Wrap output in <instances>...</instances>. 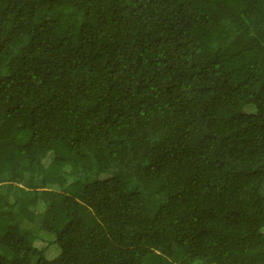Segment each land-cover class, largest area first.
<instances>
[{
  "label": "trees",
  "instance_id": "16d2710c",
  "mask_svg": "<svg viewBox=\"0 0 264 264\" xmlns=\"http://www.w3.org/2000/svg\"><path fill=\"white\" fill-rule=\"evenodd\" d=\"M0 264H264V0H0Z\"/></svg>",
  "mask_w": 264,
  "mask_h": 264
}]
</instances>
